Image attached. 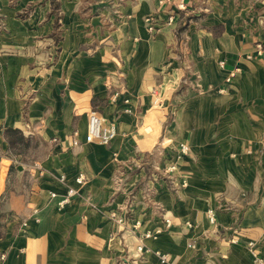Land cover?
Wrapping results in <instances>:
<instances>
[{
  "label": "crops",
  "instance_id": "1",
  "mask_svg": "<svg viewBox=\"0 0 264 264\" xmlns=\"http://www.w3.org/2000/svg\"><path fill=\"white\" fill-rule=\"evenodd\" d=\"M0 255L264 263V0H0Z\"/></svg>",
  "mask_w": 264,
  "mask_h": 264
},
{
  "label": "built area",
  "instance_id": "2",
  "mask_svg": "<svg viewBox=\"0 0 264 264\" xmlns=\"http://www.w3.org/2000/svg\"><path fill=\"white\" fill-rule=\"evenodd\" d=\"M149 22V31H153V23H155L154 19L148 18L147 20ZM115 136V131L113 127H110L109 129H103L101 127V119L100 117L94 113L91 112L88 116V124H87V134L85 136V141L86 142H91V141H97L98 143L101 144H108ZM74 145H76V142H74ZM183 150H185V147H182ZM83 178L78 177L76 179L77 183H82ZM75 190L74 189H67L66 193L62 196V198L59 200L58 205L60 207L65 206L66 204L69 203L70 198L75 195ZM51 197L54 198L55 194L52 193ZM207 218L209 223L213 224L214 223V215L212 212H209L207 214ZM4 258V255H0V260ZM254 264H264L261 263L260 260L256 259L254 260Z\"/></svg>",
  "mask_w": 264,
  "mask_h": 264
},
{
  "label": "trees",
  "instance_id": "3",
  "mask_svg": "<svg viewBox=\"0 0 264 264\" xmlns=\"http://www.w3.org/2000/svg\"><path fill=\"white\" fill-rule=\"evenodd\" d=\"M4 137L12 154H24V150L29 147V141L23 137L19 130L7 129L4 132Z\"/></svg>",
  "mask_w": 264,
  "mask_h": 264
},
{
  "label": "rangeland",
  "instance_id": "4",
  "mask_svg": "<svg viewBox=\"0 0 264 264\" xmlns=\"http://www.w3.org/2000/svg\"><path fill=\"white\" fill-rule=\"evenodd\" d=\"M24 153H33V150H31L30 146L24 150ZM15 156H18L19 154H14ZM30 154L27 155L28 158H30Z\"/></svg>",
  "mask_w": 264,
  "mask_h": 264
}]
</instances>
